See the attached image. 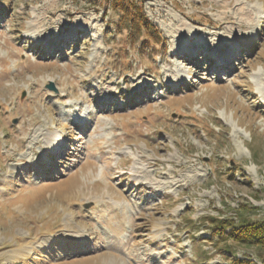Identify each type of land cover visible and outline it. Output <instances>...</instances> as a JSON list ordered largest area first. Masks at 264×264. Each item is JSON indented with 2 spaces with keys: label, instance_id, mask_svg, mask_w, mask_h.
<instances>
[{
  "label": "rangeland",
  "instance_id": "obj_1",
  "mask_svg": "<svg viewBox=\"0 0 264 264\" xmlns=\"http://www.w3.org/2000/svg\"><path fill=\"white\" fill-rule=\"evenodd\" d=\"M141 1L165 46L101 0H0V264H264L206 221H264V0Z\"/></svg>",
  "mask_w": 264,
  "mask_h": 264
},
{
  "label": "trees",
  "instance_id": "obj_2",
  "mask_svg": "<svg viewBox=\"0 0 264 264\" xmlns=\"http://www.w3.org/2000/svg\"><path fill=\"white\" fill-rule=\"evenodd\" d=\"M91 2V0H88ZM110 5L119 16V25L127 28L131 35H143L146 42L152 40L154 43L166 45V39L159 27L147 16L141 0H101ZM96 4V3H94ZM148 40V41H147ZM227 206L226 203H224ZM242 207L234 209L235 215L224 216L219 214L207 215L206 221L212 235L217 237L218 242L232 241L235 244L246 247L264 248V221L250 220L245 217L244 211L248 206L251 209L258 208L252 204L242 203ZM245 208V210H244ZM243 209V213L239 214ZM232 255V249H226ZM235 264H250L249 259L234 258Z\"/></svg>",
  "mask_w": 264,
  "mask_h": 264
},
{
  "label": "bare ground",
  "instance_id": "obj_3",
  "mask_svg": "<svg viewBox=\"0 0 264 264\" xmlns=\"http://www.w3.org/2000/svg\"><path fill=\"white\" fill-rule=\"evenodd\" d=\"M250 11H252V10H250ZM253 11H255L256 12V8H253ZM49 13L50 14H53L52 12H50L49 11ZM245 14H247L246 15V18H250L251 20L253 19V16H254V13H252V12H247V13H245ZM184 17V18H183ZM181 16L180 14H178L177 12H173V13H171L170 14V16H169V22H170V24L168 23H164V22H160V26H161V28L164 30V32L167 34V35H169V36H171L173 33H175L176 32V34H178V32L179 31H188L189 30V22L186 20L187 19V17H185V16ZM174 22H176L177 24H179L180 26H182L180 29H179V31L176 29V30H174L173 29V26H174ZM189 32V31H188ZM215 50L217 51V52H220V49H218V48H215ZM225 57V56H224ZM253 80L255 81V83L257 84V86H258V90L260 91V92H264V77H262L261 76V72L260 71H258V72H256L255 74H253ZM147 175H146V177H144V179L143 180H146L147 181ZM149 180L150 181H147L148 183H152V184H155L154 182H152V180L153 179H150L149 178ZM154 187V186H153Z\"/></svg>",
  "mask_w": 264,
  "mask_h": 264
},
{
  "label": "water",
  "instance_id": "obj_4",
  "mask_svg": "<svg viewBox=\"0 0 264 264\" xmlns=\"http://www.w3.org/2000/svg\"><path fill=\"white\" fill-rule=\"evenodd\" d=\"M51 87L54 88V85L52 84Z\"/></svg>",
  "mask_w": 264,
  "mask_h": 264
}]
</instances>
